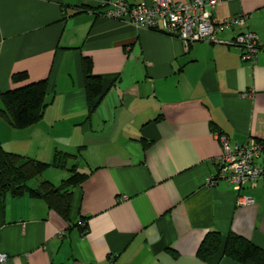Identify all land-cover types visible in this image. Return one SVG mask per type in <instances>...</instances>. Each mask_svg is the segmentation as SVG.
Wrapping results in <instances>:
<instances>
[{
	"label": "crops",
	"instance_id": "0c3cea01",
	"mask_svg": "<svg viewBox=\"0 0 264 264\" xmlns=\"http://www.w3.org/2000/svg\"><path fill=\"white\" fill-rule=\"evenodd\" d=\"M102 1L0 0V93L45 81L41 119L16 130L0 117V147L63 160L30 189L59 186L71 167L83 175L66 221L39 195L0 199L4 264H238L220 251L197 257L210 231L264 251V179L237 191L207 183L221 138L229 149L264 143V0H218L212 11L216 21L247 16L253 65L225 44L239 28L220 44H185L105 17ZM83 58L101 88L90 101ZM20 72L26 79L12 83Z\"/></svg>",
	"mask_w": 264,
	"mask_h": 264
},
{
	"label": "built area",
	"instance_id": "2783aa9c",
	"mask_svg": "<svg viewBox=\"0 0 264 264\" xmlns=\"http://www.w3.org/2000/svg\"><path fill=\"white\" fill-rule=\"evenodd\" d=\"M218 0H151L149 5H129L125 0H103V15L116 20H127L148 30H162L166 34L179 38L183 43L203 42L222 43L217 35L235 28L231 40L225 44L239 49L243 62L254 64L259 51L256 36L247 27V16L238 14L222 21L213 18L212 11ZM221 155L215 159L216 170L207 178L208 184L222 180L237 191L240 188L264 179V143L250 141L242 147L229 149L221 138ZM249 203L247 198L238 201V205ZM6 255L0 253V264H4Z\"/></svg>",
	"mask_w": 264,
	"mask_h": 264
},
{
	"label": "trees",
	"instance_id": "16d2710c",
	"mask_svg": "<svg viewBox=\"0 0 264 264\" xmlns=\"http://www.w3.org/2000/svg\"><path fill=\"white\" fill-rule=\"evenodd\" d=\"M11 82L26 79L23 72L11 75ZM84 91L90 101L101 94L99 79L90 72V61L83 58ZM45 81L29 82L0 93V117L7 120L13 129L20 130L35 125L41 119L44 107ZM63 160L55 154L51 163H43L14 153L6 152L0 147V199L5 195L13 197L24 193L39 195L49 209L66 221L69 214L71 189L83 178L74 167L70 175L57 187L41 181L37 188L30 189L29 182L38 177L46 168L62 165ZM238 264H264V251L248 240L233 234L222 236L218 232H207L197 250V257L206 260L217 252Z\"/></svg>",
	"mask_w": 264,
	"mask_h": 264
}]
</instances>
